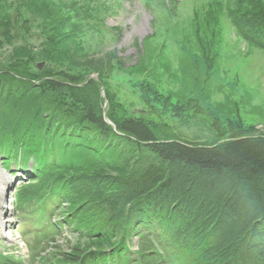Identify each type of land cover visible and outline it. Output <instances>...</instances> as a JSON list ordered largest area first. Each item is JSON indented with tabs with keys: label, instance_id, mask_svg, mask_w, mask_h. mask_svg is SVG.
Returning a JSON list of instances; mask_svg holds the SVG:
<instances>
[{
	"label": "trees",
	"instance_id": "obj_1",
	"mask_svg": "<svg viewBox=\"0 0 264 264\" xmlns=\"http://www.w3.org/2000/svg\"><path fill=\"white\" fill-rule=\"evenodd\" d=\"M230 17L264 52V17ZM18 21L0 31V44L19 41ZM47 49L30 54L34 63L51 59ZM0 155L17 170L32 162L15 211L39 221L55 214L73 238L66 250L40 253V264H264V135L192 144L128 115L90 78L8 71Z\"/></svg>",
	"mask_w": 264,
	"mask_h": 264
},
{
	"label": "rangeland",
	"instance_id": "obj_2",
	"mask_svg": "<svg viewBox=\"0 0 264 264\" xmlns=\"http://www.w3.org/2000/svg\"><path fill=\"white\" fill-rule=\"evenodd\" d=\"M232 11L264 17V0H0V31L14 19L21 29L19 41L0 44V73L50 69L90 78L128 115L166 125L192 144L236 132L264 135V52L242 39ZM45 46L51 59L34 63L30 54ZM4 159L0 172L14 180L16 164ZM10 212L9 228H0V264H40V253L73 241L66 230L51 233L49 218L36 227L14 204Z\"/></svg>",
	"mask_w": 264,
	"mask_h": 264
},
{
	"label": "bare ground",
	"instance_id": "obj_3",
	"mask_svg": "<svg viewBox=\"0 0 264 264\" xmlns=\"http://www.w3.org/2000/svg\"><path fill=\"white\" fill-rule=\"evenodd\" d=\"M5 176L3 173L0 172V228L3 229H8L9 228V224L11 222V220H9L8 218L10 217V206L7 205L8 203H5L3 201V197L5 195V193H7V191L9 190V188L12 186V180ZM6 215V220H4L3 217H5Z\"/></svg>",
	"mask_w": 264,
	"mask_h": 264
}]
</instances>
